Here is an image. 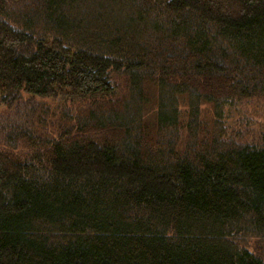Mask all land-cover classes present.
<instances>
[{
    "label": "trees",
    "instance_id": "16d2710c",
    "mask_svg": "<svg viewBox=\"0 0 264 264\" xmlns=\"http://www.w3.org/2000/svg\"><path fill=\"white\" fill-rule=\"evenodd\" d=\"M263 113L264 0H0V264H264Z\"/></svg>",
    "mask_w": 264,
    "mask_h": 264
},
{
    "label": "rangeland",
    "instance_id": "374dc122",
    "mask_svg": "<svg viewBox=\"0 0 264 264\" xmlns=\"http://www.w3.org/2000/svg\"><path fill=\"white\" fill-rule=\"evenodd\" d=\"M69 105V103H66V106H68ZM69 107V106H68ZM68 107H64L63 109H68ZM57 109V108H56ZM55 109V110H56ZM58 111H60L59 109H57L56 111H55V113L56 112H58ZM248 112H250L251 110L248 108V110H247ZM263 115V116H262ZM262 115H257V114H253V115H249V114H247V116L249 117H247V116H245L244 115V117H243V119H249L250 120V123L251 124H253L254 126H256V124L257 123H259L260 121H261V118L262 117H264V113L262 114ZM1 116H3L2 115V113H1ZM55 118H57V116H53V117H50V118H47V122H50V121H52L53 119H55ZM252 120V121H251ZM1 144H3V142L2 141H0V145ZM15 149H17V148H15Z\"/></svg>",
    "mask_w": 264,
    "mask_h": 264
}]
</instances>
